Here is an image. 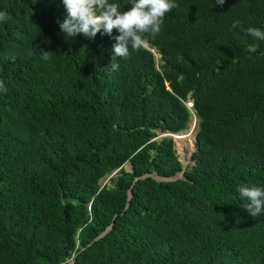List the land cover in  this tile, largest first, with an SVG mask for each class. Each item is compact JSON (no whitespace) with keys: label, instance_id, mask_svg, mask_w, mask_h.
I'll return each mask as SVG.
<instances>
[{"label":"trees","instance_id":"16d2710c","mask_svg":"<svg viewBox=\"0 0 264 264\" xmlns=\"http://www.w3.org/2000/svg\"><path fill=\"white\" fill-rule=\"evenodd\" d=\"M175 2L113 72L116 30L68 38L62 0H0V264H264L237 191L264 187V0ZM194 117L184 168L159 136Z\"/></svg>","mask_w":264,"mask_h":264},{"label":"clouds","instance_id":"9594fccd","mask_svg":"<svg viewBox=\"0 0 264 264\" xmlns=\"http://www.w3.org/2000/svg\"><path fill=\"white\" fill-rule=\"evenodd\" d=\"M226 0H215L216 6H223ZM66 16L57 20L60 30L68 38L83 35L87 39H95L98 34L115 36L113 45L112 63L108 67L111 71H118L120 64L118 58L126 59L130 50L138 51L161 33L165 15L179 7L175 0H132L130 10H120V4L110 0H62ZM11 15L0 11V22L7 23ZM240 26L236 20L232 24L235 29ZM255 41H264V30L257 27L246 29ZM257 44H249L247 51L255 53ZM52 52L41 50L40 57L48 61ZM8 58V57H6ZM15 62V57H10ZM0 93H7V87L0 80ZM239 195L247 201L244 210L253 218L264 214V187H249L241 185L237 188Z\"/></svg>","mask_w":264,"mask_h":264},{"label":"water","instance_id":"95a60500","mask_svg":"<svg viewBox=\"0 0 264 264\" xmlns=\"http://www.w3.org/2000/svg\"><path fill=\"white\" fill-rule=\"evenodd\" d=\"M151 52H153L152 50H151ZM187 106L189 107V108H191L192 107V102H189V103H187ZM193 128H194V139H195V143H196V137H195V134L197 133V118L196 117H194V126H193ZM190 129V128H189ZM189 129H187V130H185V131H183V132H188L189 131ZM175 135V134H174ZM193 146H194V149H193V152L196 150V148H195V144H193ZM190 159H191V155H190ZM178 160H179V162L183 165V167L185 168V166H187L188 164H187V162H182L181 161V159L178 157ZM128 167L129 168H127V169H131V171H132V167H131V164H128ZM126 169V168H125ZM117 172V171H116ZM116 172L113 174V175H116ZM146 177H149V175L147 174V175H145V176H143V177H141L142 179L143 178H146ZM158 182H172V181H175V180H178V179H182L183 178V171L181 172V173H179L178 175H176V176H174V177H171V178H162V177H158V176H155L154 177ZM132 196V193H131V191H129V193H128V197L130 198ZM111 230V226H109L107 229H106V231L105 232H103L101 235H100V237H102V236H104L105 234H107V232L108 231H110ZM68 264H74V261H68Z\"/></svg>","mask_w":264,"mask_h":264},{"label":"bare ground","instance_id":"6f19581e","mask_svg":"<svg viewBox=\"0 0 264 264\" xmlns=\"http://www.w3.org/2000/svg\"><path fill=\"white\" fill-rule=\"evenodd\" d=\"M158 56V55H157ZM178 138V144L182 146L183 148V152L184 156L183 159L186 162L187 159V153L189 150H191L193 148V143L195 141L194 139V129H189L188 132H185L183 134H175V139ZM186 158V159H185Z\"/></svg>","mask_w":264,"mask_h":264},{"label":"rangeland","instance_id":"374dc122","mask_svg":"<svg viewBox=\"0 0 264 264\" xmlns=\"http://www.w3.org/2000/svg\"><path fill=\"white\" fill-rule=\"evenodd\" d=\"M193 126H194V118H192V120L190 121V123H189V128L192 129ZM189 128H188V129H189ZM193 129H194V128H193ZM183 133H185V132H181V133H178V134H183ZM172 139H173V141H174V144H175V148H176V152H177L178 157L181 159L182 162H185V160L183 159L184 153H182V152H183V148H182L181 145L178 144V141H177L178 138L175 139V135H174ZM193 144H195V141H194ZM193 149H194V146H193V148H192L191 150H189L188 153H187V154H188V155H187V159L185 158L187 164H190V155L192 154ZM124 167H125L126 169L129 168V167H128V164H126ZM106 182H107L106 180L101 181V185L106 184Z\"/></svg>","mask_w":264,"mask_h":264},{"label":"built area","instance_id":"2783aa9c","mask_svg":"<svg viewBox=\"0 0 264 264\" xmlns=\"http://www.w3.org/2000/svg\"><path fill=\"white\" fill-rule=\"evenodd\" d=\"M174 134L166 133V134H161L159 137H171L173 138Z\"/></svg>","mask_w":264,"mask_h":264}]
</instances>
